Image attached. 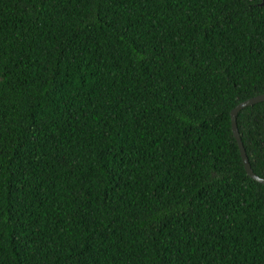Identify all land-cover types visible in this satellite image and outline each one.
Masks as SVG:
<instances>
[{
    "label": "trees",
    "instance_id": "16d2710c",
    "mask_svg": "<svg viewBox=\"0 0 264 264\" xmlns=\"http://www.w3.org/2000/svg\"><path fill=\"white\" fill-rule=\"evenodd\" d=\"M263 94L264 0H0V264H264Z\"/></svg>",
    "mask_w": 264,
    "mask_h": 264
},
{
    "label": "water",
    "instance_id": "95a60500",
    "mask_svg": "<svg viewBox=\"0 0 264 264\" xmlns=\"http://www.w3.org/2000/svg\"><path fill=\"white\" fill-rule=\"evenodd\" d=\"M263 102H264V94L257 96V97H254V98H251V99H248V100L240 103L237 107H235L231 111L232 132H233V135L237 141L245 170H246L249 177H251L253 180H255L256 182H258L262 185H264V179L257 176L251 167V164H250V161H249V158L247 155V151L245 149V146L243 144V141H242L239 129H238L237 118H238L239 113L241 111H243L244 109L251 107V106H254L256 104L263 103Z\"/></svg>",
    "mask_w": 264,
    "mask_h": 264
}]
</instances>
